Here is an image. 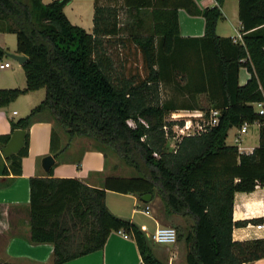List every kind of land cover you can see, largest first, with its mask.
Returning a JSON list of instances; mask_svg holds the SVG:
<instances>
[{
  "label": "trees",
  "instance_id": "obj_1",
  "mask_svg": "<svg viewBox=\"0 0 264 264\" xmlns=\"http://www.w3.org/2000/svg\"><path fill=\"white\" fill-rule=\"evenodd\" d=\"M222 1L200 9L193 0H123L126 15L140 16L151 8L155 22L149 28L136 21L122 23L118 9L95 5L89 33L67 18L69 0H0V32L13 33L16 53L27 57L21 65L26 86L0 88V107L21 94L45 90L26 116L10 122L12 132L25 130L24 145L1 159L5 178L0 187L21 173L28 129L37 121H52L69 140L92 137L138 171L132 177H106L100 188L76 178H53L52 169L45 177L30 178V240L52 244L53 264L100 250L113 231L134 240L141 264H162L153 254V241L133 221L110 212L107 190L138 197L157 194L166 216L188 219L177 235L186 264H250L264 257V238H232L234 227L259 221L233 220L235 193L264 186V114L254 107L264 102V0H238L240 41L215 33ZM179 8L204 18L202 37L179 36ZM113 41L136 47L144 77L114 70L105 49ZM5 51L0 48V58ZM240 67L250 74L243 85L238 84ZM161 84L173 91L170 97H161ZM199 95L206 97V107L198 105ZM211 109L219 113L216 124L168 148L176 123L166 119L171 112L200 110L208 116ZM244 122L258 124V145L250 153L226 143L229 129ZM9 138L0 135V147ZM56 138L53 127L54 156L59 152Z\"/></svg>",
  "mask_w": 264,
  "mask_h": 264
},
{
  "label": "crops",
  "instance_id": "obj_2",
  "mask_svg": "<svg viewBox=\"0 0 264 264\" xmlns=\"http://www.w3.org/2000/svg\"><path fill=\"white\" fill-rule=\"evenodd\" d=\"M49 1L51 0H47V2ZM193 1L200 9L217 4L216 0ZM122 2L123 0H69L64 7V13L72 24L82 27L89 33L93 29L95 5L118 9L122 23L125 21H136L139 25H144V27L148 28L154 24L155 20L150 15L151 8L144 10L140 16L135 15L134 12H129L126 15ZM220 11L222 17L215 25L216 35L231 37L234 41H240L242 26L238 17V0H223L220 5ZM177 21L179 36L182 38H198L205 33V21L200 15H191L186 10L179 8L177 10ZM5 33L7 32H0V48L6 50V56L13 53L17 54L15 51L16 42L12 49L6 46ZM4 62L8 61L1 57L0 64ZM12 67V64L9 63L8 67L0 68V70L15 71V75L0 80V88H24L26 86L21 64L18 63L16 65V68L20 70V75L16 68ZM249 77L250 74L247 69L240 67L238 70V84L243 85ZM44 95V89L30 91L19 95L9 104L0 107V135H11V120L26 116L44 98ZM199 97H203L206 100L204 95H199L197 98ZM16 102L19 105V111L12 110ZM53 127L52 121H37L29 127L27 152L21 159V173L7 186L0 187V263L53 264L52 244L33 243L30 240L29 180L34 176H47V172L41 165V160L44 156L51 155L55 159V164L51 168V177L76 178L89 187H102L104 179L109 176L132 177L129 174L120 173L117 168L109 165L106 154L99 148L84 149L76 154L74 145L66 139L65 132L63 130L60 132L55 127L58 138L54 140V149L59 152L57 156H54L51 151V132ZM249 127L256 128L255 138L254 135L248 136ZM249 127L247 132L241 135L239 144L241 147L239 151L245 153H250L258 145V125L250 124ZM231 131H233L235 138L238 135V128H230L228 136ZM228 136L226 143L234 145V140L229 142ZM61 149L63 150L60 152ZM1 159L5 158L0 150V162ZM77 162H79L78 165ZM10 177H12L11 174L6 176V178ZM3 178L5 177L0 174V180ZM105 201L111 213L120 218L130 219L146 236L152 233L156 227L171 222L175 223L178 219L184 223L182 217L176 215L166 216L164 214L163 203L157 194L152 195L149 202H143L141 197L135 194H123L107 190ZM146 205L150 210L149 215L141 211ZM245 219L264 220V186L257 187L250 193H235L233 220ZM253 223L250 222L244 227H234L232 230L233 240L243 241L253 238H264V232H255L252 226ZM151 245L154 256L162 264H186L185 246L182 241L177 240L173 244H157L153 242ZM141 262V256L134 240L120 231H113L108 235L103 248L100 250L73 258L61 264H141ZM250 264H264V257Z\"/></svg>",
  "mask_w": 264,
  "mask_h": 264
},
{
  "label": "rangeland",
  "instance_id": "obj_3",
  "mask_svg": "<svg viewBox=\"0 0 264 264\" xmlns=\"http://www.w3.org/2000/svg\"><path fill=\"white\" fill-rule=\"evenodd\" d=\"M43 2H47V0H43ZM5 34H6V36H5L6 46L10 47V49L14 48V46H15V35L13 33H5ZM124 35L127 36L128 35L127 32L124 33ZM105 49H106L107 55L110 56L111 60L113 61V66H114L113 68L115 71H117L118 73L124 74L127 77H130L132 75L133 76L137 75L139 77L145 76L146 69L144 67L142 56L140 55V53L138 52V50L136 49V47L132 43L125 42V44H122V43L113 41L112 43L105 45ZM2 58L4 60L8 61L9 63H11L13 66L12 68H16V65H18V62L16 60L11 58L10 56H6V54H4L2 56ZM16 71H18V73L20 75L19 68H16ZM11 75H15V71L0 70V80L4 79L6 77H9ZM172 92L173 91L170 89L169 86L161 84L160 94H161L162 98L165 99L167 97H170L172 95ZM197 103L201 107L202 106L206 107V105H207V102L203 97H199L197 100ZM12 110L19 111V105L17 104V102H16L15 106H13ZM178 113H183V112L178 111ZM180 117L181 118H179V119H181V120L177 121L178 123L183 122L182 119H184V117L186 119V116H180ZM166 119H167V121L170 120V116L168 115L166 117ZM198 120H199V118L193 117L194 125H195V122ZM129 123L133 124V121H129ZM53 126L58 131H60V132L62 131V129L59 126H56L55 124H53ZM172 129H175V127H173ZM172 132H173V135L169 136L167 139L169 149H173L175 144L181 138V136L177 135L178 132H175L174 130H172ZM249 135H254V138H255V135H256V128L255 127H249L248 136ZM65 136H66V139L68 141H71V143L74 145L73 146L74 150H75L74 152L76 154L80 153L84 149H92V148L104 149L106 151V159H107V163L109 165L117 168L118 171L122 174H129L131 176L138 175V171L135 170L132 166H130L129 163H127L124 159H122L121 156H119L117 153L113 152L109 148L103 147V145H101L100 143L95 141L92 137L83 136V135H76L69 140L66 134H65ZM242 138H244V137H242ZM233 140H234V134H233V131H231L229 133V136H228V141L233 142ZM141 218H143V217H141ZM143 219H145V218H143ZM189 223H190V221L185 218L184 223L182 220L178 219L175 223L171 222L168 224H164L163 226L175 227L177 229L176 231H177V235H178L179 231L180 230L183 231L189 225ZM150 230H152V229H150ZM262 232H264V230Z\"/></svg>",
  "mask_w": 264,
  "mask_h": 264
},
{
  "label": "built area",
  "instance_id": "obj_4",
  "mask_svg": "<svg viewBox=\"0 0 264 264\" xmlns=\"http://www.w3.org/2000/svg\"><path fill=\"white\" fill-rule=\"evenodd\" d=\"M240 38V36H239ZM9 62H4L0 64V68L8 67ZM254 107L256 111L259 114H264V102H257L254 104ZM178 111L183 113H178ZM171 112L169 114L170 120L168 121H175L173 127H175V132H178V136H191L197 133H200L206 129L207 126H212L217 123L218 121V111L215 109H211L208 116H205V113L203 111L199 110H178ZM181 114V115H180ZM179 116V117H178ZM180 116H186V119H182V124H179L177 121L181 120ZM193 117L199 118L198 121L193 122ZM183 118V117H182ZM253 124H257L256 122ZM258 125V124H257ZM250 124L247 122H244L239 128H238V135L235 136L234 142L235 145H237L238 150L241 149L239 146L241 142V135L245 134L247 132L248 127ZM172 127V128H173ZM165 134L168 135V128L167 126H164ZM142 213L149 215L150 210L149 207L146 205L142 210ZM254 227V230L256 233H260L264 230V220L258 221L256 223H253L252 225ZM148 237L157 244H173L177 241V231L175 227L173 226H158L154 229V231L150 234H148Z\"/></svg>",
  "mask_w": 264,
  "mask_h": 264
},
{
  "label": "water",
  "instance_id": "obj_5",
  "mask_svg": "<svg viewBox=\"0 0 264 264\" xmlns=\"http://www.w3.org/2000/svg\"><path fill=\"white\" fill-rule=\"evenodd\" d=\"M11 58L16 60L19 64H23L27 57L25 55H19V54H10ZM24 138H25V130L23 129H16L14 130L8 142L5 146L1 147V153L5 159L9 158L11 154L17 153L24 145ZM55 164V159L51 155H46L41 160L42 168L48 172L51 170L53 165ZM141 200L143 202H149L151 200V194H145L141 196Z\"/></svg>",
  "mask_w": 264,
  "mask_h": 264
}]
</instances>
